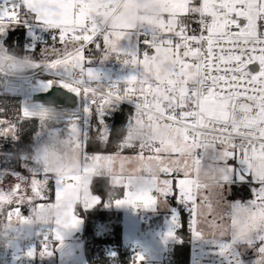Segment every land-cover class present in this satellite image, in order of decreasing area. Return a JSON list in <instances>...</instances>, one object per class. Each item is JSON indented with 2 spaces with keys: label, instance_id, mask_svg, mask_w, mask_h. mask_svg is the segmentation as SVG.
Returning a JSON list of instances; mask_svg holds the SVG:
<instances>
[{
  "label": "snow or ice",
  "instance_id": "1",
  "mask_svg": "<svg viewBox=\"0 0 264 264\" xmlns=\"http://www.w3.org/2000/svg\"><path fill=\"white\" fill-rule=\"evenodd\" d=\"M110 57L127 72L103 86L92 64ZM22 71L76 107L0 108V141L39 129L21 166L0 169L10 245L51 256L100 201L101 178L121 190L117 206L187 211L223 264H264V0H0V72ZM122 101L134 111L117 133L107 120Z\"/></svg>",
  "mask_w": 264,
  "mask_h": 264
},
{
  "label": "built area",
  "instance_id": "2",
  "mask_svg": "<svg viewBox=\"0 0 264 264\" xmlns=\"http://www.w3.org/2000/svg\"><path fill=\"white\" fill-rule=\"evenodd\" d=\"M10 55L17 56L8 52ZM20 57V56H17ZM22 58V57H21ZM102 60L96 59L92 65L102 64ZM108 68L114 71H122L125 67L115 57H111L108 61ZM257 66H252V71H256ZM49 78L46 74L33 73L30 71H22L15 75L7 72H0V90L3 92L2 95L19 96L24 102L26 99L31 101V96L36 93L33 91H24L20 87V83L25 80H31L33 82L36 79H47ZM109 82H117L110 80L99 81L103 86H107ZM120 105L132 108L134 110V104L131 101H122ZM16 161V153L13 150H2L0 149V167L12 166ZM136 213L140 219V226L138 228V234L142 237L149 238L150 235L156 230L154 224L160 219L161 214L157 211L144 210L141 207H136ZM25 215H29L27 210L24 211ZM185 214V223L188 232V254L186 264H223V259L219 255L218 242L207 236L198 237L196 232L197 229L191 218L188 217L187 211ZM102 226V224H98ZM14 239L12 234L5 233V221L0 224V264H45L47 256L30 260L26 256L28 243L20 241L18 245H10ZM58 244V242H56ZM81 243L84 245L85 241ZM145 243H137L134 245H125L124 243L120 246V252L113 251V253H106L110 258L109 264H137V254H142L144 259L139 264H177L176 256L172 252V247L161 257H151L146 252ZM108 249H106L107 252ZM55 252V251H54ZM54 254V253H53Z\"/></svg>",
  "mask_w": 264,
  "mask_h": 264
},
{
  "label": "trees",
  "instance_id": "3",
  "mask_svg": "<svg viewBox=\"0 0 264 264\" xmlns=\"http://www.w3.org/2000/svg\"><path fill=\"white\" fill-rule=\"evenodd\" d=\"M8 52L20 57H24L26 53L19 47L7 49ZM39 59V56H35ZM21 104V99L16 96L0 95V108L7 110L8 118H14L18 106ZM134 111L132 108L124 105H119L114 109L111 116H108L107 124L113 128L115 132H119L127 122L128 117ZM36 122H28L23 125L21 130V140L24 142L21 145L14 143H5L0 141V149L13 150L16 153V168L21 166V156L27 153L34 141L35 133L38 131ZM101 178H94V192L100 197V201L92 209L83 210L81 207L77 210L79 216L84 219V228L77 235L80 241L84 240L83 251L88 264H109L110 258L106 255V249L111 248L114 251L120 252L122 241V213L113 208H109L111 203L122 197L121 190L111 188L104 182L96 181ZM183 221V226H182ZM98 224L108 226V234H97L96 228ZM176 235L180 242L173 244L172 252L176 256L177 264H186L188 254V232L185 223V214L181 217V225L176 230Z\"/></svg>",
  "mask_w": 264,
  "mask_h": 264
},
{
  "label": "rangeland",
  "instance_id": "4",
  "mask_svg": "<svg viewBox=\"0 0 264 264\" xmlns=\"http://www.w3.org/2000/svg\"><path fill=\"white\" fill-rule=\"evenodd\" d=\"M110 58L108 60H102L103 63L100 65H92L100 72V81H119L127 72L126 69L122 71H114L112 69H109L107 65ZM21 103H23L22 99ZM113 111L108 116H111ZM4 142L12 143L11 141ZM17 163L18 162L15 161V163L11 167L16 168ZM6 167H0V169ZM120 199H122V197ZM115 201L111 203V206L109 208H113L122 213V241L125 245H134L139 242L143 244L145 243L146 252L149 253L151 257H161L170 249L173 244L180 242L179 238L176 235V230L181 225L182 216L180 215L179 211L166 200L158 201L156 205L152 207H142L144 210L157 211L161 214L160 219L154 224V228H156V230L150 235L149 238L146 239L138 234L140 219L136 213V207L130 205L117 206ZM94 206H96V204L87 208H81L83 210L92 209ZM76 215L82 220V223L76 229L68 230L64 233L62 244L58 242L59 249L54 254L47 257L48 259L45 264H88L83 251V244L81 243L79 237H77V235L83 231L84 219L78 215V212L76 213ZM173 215L176 216L175 221H173ZM4 221V216L0 215V224ZM169 231L174 233L172 237L167 236V233ZM96 233L108 234V226H97ZM113 251V249L108 248L106 253H113Z\"/></svg>",
  "mask_w": 264,
  "mask_h": 264
},
{
  "label": "water",
  "instance_id": "5",
  "mask_svg": "<svg viewBox=\"0 0 264 264\" xmlns=\"http://www.w3.org/2000/svg\"><path fill=\"white\" fill-rule=\"evenodd\" d=\"M2 94L3 92L0 90V95ZM16 97L20 98L18 95ZM31 101L54 105L61 110H74L76 107V100L62 89H55L44 94L36 92L31 96ZM22 156H26V153H23Z\"/></svg>",
  "mask_w": 264,
  "mask_h": 264
},
{
  "label": "bare ground",
  "instance_id": "6",
  "mask_svg": "<svg viewBox=\"0 0 264 264\" xmlns=\"http://www.w3.org/2000/svg\"><path fill=\"white\" fill-rule=\"evenodd\" d=\"M20 87L26 92L27 90L29 91H33V92H35L34 91V86L32 85V83H31V80H25V81H23V82H21L20 83ZM64 111H66V112H71V111H73V110H64Z\"/></svg>",
  "mask_w": 264,
  "mask_h": 264
},
{
  "label": "crops",
  "instance_id": "7",
  "mask_svg": "<svg viewBox=\"0 0 264 264\" xmlns=\"http://www.w3.org/2000/svg\"><path fill=\"white\" fill-rule=\"evenodd\" d=\"M105 226H106V225H105ZM108 231H109V229H108ZM102 234H104V233H102ZM55 252H56V251H55ZM55 252H54V253H55ZM47 257H48V256H47ZM47 259H48V258H47Z\"/></svg>",
  "mask_w": 264,
  "mask_h": 264
}]
</instances>
